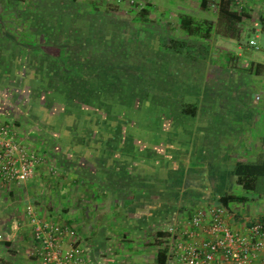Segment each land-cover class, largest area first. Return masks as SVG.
<instances>
[{"label":"crops","instance_id":"obj_1","mask_svg":"<svg viewBox=\"0 0 264 264\" xmlns=\"http://www.w3.org/2000/svg\"><path fill=\"white\" fill-rule=\"evenodd\" d=\"M210 1L207 0L208 4ZM234 4L245 9L247 16L243 22L250 19V32L264 39V0H238ZM171 38L159 41L161 48L155 52L158 55L162 51V57H151L157 62L145 75L151 78L145 80L149 83L142 79L134 82L139 92L150 93L149 104L139 106L144 116L130 123L120 122L125 130L115 136L119 147L105 152L104 164L86 174L73 160L51 151L57 164L68 163L60 164L52 180L46 176L48 159L43 160L42 156L32 179L0 180V264H39L37 245L26 216L28 204L41 218L72 227L86 249L90 264H169L168 252L164 263L159 256L160 251H167L163 227L173 222L184 223L195 210L220 203L221 196L234 197L226 206L232 228L241 229L246 220L256 218L242 214L241 208L233 205L245 200L244 195L233 193L242 189L233 169L237 161H246L254 155L257 147L264 154V135L256 145L254 139L247 138V129H240L242 125H250V121L254 123L255 117H251L254 110L248 109L245 82L239 81L245 72L251 76H264V72L255 75L253 71L233 68L240 57L234 54L231 67H226L229 61L224 50L214 54L213 69L207 65L203 69L175 68L172 61L187 58L192 50L176 53L170 47ZM218 38L220 43L231 46L233 42L241 47L238 35L236 41L230 34ZM207 42L197 41L203 46L199 47L198 56ZM213 87L216 90L225 87L228 91L217 92ZM238 96L246 111L225 117L218 113L219 108L239 101L235 99ZM186 102L195 105L194 114L184 110ZM16 103L7 93L0 94V121L11 126L17 133L16 139L26 146V134L16 128L25 124L19 119L25 120L26 114ZM128 125L132 127L130 130ZM130 245L137 253H126ZM64 247H68L67 242Z\"/></svg>","mask_w":264,"mask_h":264},{"label":"trees","instance_id":"obj_2","mask_svg":"<svg viewBox=\"0 0 264 264\" xmlns=\"http://www.w3.org/2000/svg\"><path fill=\"white\" fill-rule=\"evenodd\" d=\"M234 3L235 0H219L217 28L211 20H199L189 14L180 15V28L184 35L194 38V41L212 42L214 34L217 37L230 34L236 41L235 37H240V25L247 15L244 8H234ZM208 5L207 0L201 1L203 9H207ZM150 6L148 4L139 9L137 20L140 22L133 23L132 28L138 27L140 30L142 25L151 21ZM97 7L95 5L91 10L101 12ZM91 31L83 33L73 28L70 33L62 29L41 32L46 34L49 40L47 44L58 50L56 55L40 49L41 42L34 40L19 45L14 44L11 39L7 40L6 36V42L0 46L4 50L0 53V94L7 93L8 97H12L18 103L20 111L26 110L29 115L34 113L33 116L45 125L43 129L50 133V141L53 143L51 151L61 154L64 156L62 158L66 157V160H73L86 174L104 164L103 160L106 158L103 156L110 149L119 147L115 136L125 130L120 122L130 123L134 118L144 116L143 112H139V106L144 102L149 104L150 93L139 92L140 89L135 87L134 82L142 79L144 83H149L145 81L148 73L144 69L154 67L141 65L140 73L137 67L130 65L133 58L130 45L134 44L136 47L135 43L139 42L136 36L135 42H125L126 38L122 33L112 31L108 34L104 29L103 38L100 39L92 38L95 33ZM85 36L89 39L86 42ZM187 42L188 38L182 40L172 37L170 47L176 53L183 54V49H187ZM139 47L147 48L143 45ZM145 58L151 60L150 55ZM234 60V56L228 54V61L233 63ZM246 70L260 75L264 72V64L253 62ZM117 82L118 86L115 85ZM107 93L113 94V100L124 103L120 111L112 109L113 112L108 110L107 115H103L101 111H106L110 105L104 97ZM122 93L126 100L121 98ZM112 104L114 105V101ZM195 109L192 102L184 105L187 113L194 114ZM131 128L127 126V129ZM233 174L243 190H252L257 179L264 176V160L260 163L239 160L235 163ZM233 198L232 195L221 196L220 201L227 206ZM159 256L164 263L167 251H160Z\"/></svg>","mask_w":264,"mask_h":264},{"label":"rangeland","instance_id":"obj_3","mask_svg":"<svg viewBox=\"0 0 264 264\" xmlns=\"http://www.w3.org/2000/svg\"><path fill=\"white\" fill-rule=\"evenodd\" d=\"M65 1L64 3L61 0H0V46L6 42V36H8L7 40L11 39L14 44L18 43L19 45L20 43L25 45L26 41L34 40L35 42H41L40 49L47 53L52 52L50 54L56 55L58 50L53 48L52 45L47 44L49 40L47 39L46 34H41V32L50 31L51 29H62L63 31L70 33V29L72 31L73 28L83 33L86 32V30L87 32L92 30L91 32L95 33L92 38L98 37L102 39L104 29H106V33L108 34L112 31L114 33H122V36L126 38L125 42H127V40L135 42V36L139 39V42L135 43L136 47H134V44L130 45L132 48L131 54H133L130 65L134 66V68L137 67L140 73H142L143 65H156V58L150 60L145 57L148 55H150V58L158 55L159 58L162 57V51L158 53V55L155 51L159 47L158 44L162 42V40L167 41L165 38L169 37H178L182 40L188 38L189 42L185 43V46L192 50L190 52L192 55L189 54L187 58H175L172 61L175 68L203 69L207 65L208 69H213L211 65L214 64V61L212 60L214 54L219 53L221 50H224L226 58H228V54L240 55L238 61L234 63L233 66V68L235 67L240 70H246V68L253 62L264 61V39L260 36L255 37L250 32L248 25L250 19H246L240 25L241 30L239 31V34L241 39L239 40H241V42L239 44H241V47H239L237 43L233 44V42L231 43V46H229L230 44L227 45L225 43H220V41L217 40L219 38L214 34L212 42H207L208 44L205 46V50L200 54L201 57L198 56V49L203 46L198 45L199 43L194 41V38L184 35L179 25V17L182 14H189L196 17V19L199 18V20H211L214 22L215 28H217V8L219 0H211V4L208 5L207 9H203L201 6L202 0H133V2L130 0ZM148 4L151 5L149 7L151 8L149 14L151 21L146 25H142L140 30L138 27L132 28V26H134L133 23L136 24L140 22V20H137L139 9L146 7ZM95 5L98 6L97 8H99L101 12L91 10ZM239 6L240 5H234V8L240 9ZM39 34H41V36H38ZM86 37L87 36H85V42L89 40ZM252 38L255 42L253 46H251L252 44L249 45V41ZM15 40H19V42H16ZM139 45L147 46V48L140 49ZM219 45H222V48L226 49H221L218 47ZM159 48H161V46ZM1 51L4 50L0 48V53ZM203 58L205 61H203ZM229 63L230 61L225 64L228 68L231 67L229 66ZM144 70L149 74L151 68L146 67ZM248 74L249 73L245 72V75L239 79V81H242V83L245 82V87H247L245 89V95L247 96L246 102L248 103L249 111H252V109L254 110L253 115L250 116L255 118L254 123L250 121V125H242L240 126V129L244 130L246 128L249 133L247 138L254 139L255 144L259 145L262 136L264 135V76H251V74ZM148 79L151 80L150 77H147V80ZM213 90L217 92H225L226 90L227 92L228 88L224 87V89L221 88V90H216L213 87ZM212 94L211 95L214 96V92H212ZM112 95V93H107L104 96L106 103L110 105L106 111H101V114L107 115L108 110L113 112L112 109L117 111L121 110L124 102L122 103V101L113 100ZM121 95V98L126 100L124 93ZM183 99L184 98H181V100ZM235 99H238L239 101L235 100L232 106L229 105L230 107L219 108L218 113H223L225 117L226 114L229 116H235L246 111L247 108L245 107V104L241 103L242 99H239V96L235 97ZM113 101L114 105L112 104ZM230 101H228V103ZM117 104L121 105L119 106ZM16 105L18 104L16 103ZM210 105H212V103H210ZM211 109L207 110L210 112ZM214 111L215 109L212 112ZM23 112L26 114L25 116L23 114V116L26 117L24 118L26 121L22 118L19 119L20 121L25 122V124H23V126L19 125V127L16 126L18 129L17 131L26 134V146L32 154H35V156L40 158L43 157V160L48 159L47 169L49 170V173L46 174V176L48 175L49 178L51 177L50 180H52V177L58 173L60 164L62 165L63 163L65 166L68 163L59 162V164H57L55 156L50 149L52 143L50 141V133H47V130L43 129L45 125L38 118L33 116L34 113L31 112L32 114L29 115L26 110H23ZM219 114L212 113V115L217 117L223 116ZM108 117H111V115L108 114ZM7 121L11 122V119L8 118ZM14 136L16 135L14 134ZM21 136L23 137V135ZM254 152V155L246 158V161L250 163L262 162L264 160L263 149L257 147ZM50 165L51 169H49ZM233 193L235 195L245 196L243 202L239 201L233 203L236 207L241 208L240 212L242 214L247 215L248 217H264V176H260L257 179L254 189H235ZM235 201H237V199ZM248 209H251V211ZM131 246L132 245H130V247ZM127 252H129L130 255L137 253V251L134 252L133 246L129 249L127 248L126 253Z\"/></svg>","mask_w":264,"mask_h":264},{"label":"built area","instance_id":"obj_4","mask_svg":"<svg viewBox=\"0 0 264 264\" xmlns=\"http://www.w3.org/2000/svg\"><path fill=\"white\" fill-rule=\"evenodd\" d=\"M41 160L16 139L11 126L0 121L1 181L32 179ZM228 214L220 202L195 210L184 223L164 226L169 264H264V217L246 220L241 229H234ZM26 216L39 264H90L72 227L41 218L31 204L26 205Z\"/></svg>","mask_w":264,"mask_h":264}]
</instances>
